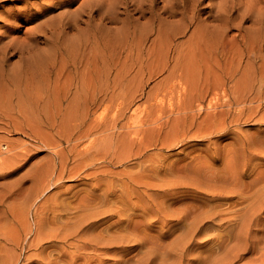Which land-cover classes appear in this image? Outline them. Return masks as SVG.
I'll return each instance as SVG.
<instances>
[{
	"label": "rangeland",
	"instance_id": "rangeland-1",
	"mask_svg": "<svg viewBox=\"0 0 264 264\" xmlns=\"http://www.w3.org/2000/svg\"><path fill=\"white\" fill-rule=\"evenodd\" d=\"M77 1L72 8L85 1L108 9L114 2ZM237 1L252 14L264 8V0ZM131 4L117 0L115 13L100 19L93 12L88 25L82 21L78 32L70 28L65 34L78 44L77 58L88 62L87 71L81 66L79 72L96 80L108 76L102 83L105 93H97L98 104L112 98L119 82L120 134L106 131L101 138L99 133L92 136L89 156L94 165L88 166V173L98 169L108 175L96 182L94 192L89 180L87 187L85 179L67 177L82 168L72 154L64 163L65 176L57 179L60 156L52 154L61 147L69 149L59 129L33 128L5 111L11 106L5 99L10 86L4 81L9 78H17L24 94L48 86L41 71L29 64L34 60L30 55L8 49L0 65L4 85L0 86V264H66L69 260L57 256L54 247L74 252L76 264H264V203L237 199L250 194V185L264 188V107L250 117L254 103L235 104L237 97L248 100L258 90L250 75L257 73L260 60L249 61L248 66L246 61L250 48L258 51L264 44V28L253 25L251 18L242 22L240 32L226 31L223 44H187L179 51L188 66L183 70L175 62L178 49L166 54V47L153 43L154 35L141 52L131 48L137 47L135 31L149 18L148 12L134 10ZM19 5L0 0V13ZM61 11L56 8L53 14ZM32 26L23 23L10 35L22 40ZM214 33L222 35L220 30ZM39 47L46 51L49 46L39 42ZM51 77L50 86L60 83L54 73ZM220 86L219 97L209 104ZM215 103L220 108L208 107ZM65 107L66 103L61 118ZM93 117L92 109L89 119ZM21 153L24 156H18ZM21 176L26 177L19 182ZM87 193L97 200L106 198L96 208L99 215L88 218L66 243H47L48 235L70 231L77 221L53 213L52 207L78 206ZM107 207L119 213L102 215ZM88 224L93 227L88 229ZM99 236L103 244L88 250L87 237ZM118 237L122 238L107 243ZM49 245L53 247L46 248Z\"/></svg>",
	"mask_w": 264,
	"mask_h": 264
},
{
	"label": "bare ground",
	"instance_id": "bare-ground-1",
	"mask_svg": "<svg viewBox=\"0 0 264 264\" xmlns=\"http://www.w3.org/2000/svg\"><path fill=\"white\" fill-rule=\"evenodd\" d=\"M10 1L13 3H20V5L17 8L3 9L0 13V65L3 67L8 49L17 50L20 55H25L26 57L30 55L29 57L34 60L29 62V64L32 68H37L38 71H41V77L42 79L46 77L48 81L46 84H48V86L24 94L19 91L20 89H18L16 85L17 78L15 76L9 78V80L4 81V83L8 82V86H10V91H7L8 95L4 98L7 99L6 102L9 101L11 103V106L5 111L9 110L7 112L15 116V118H20L28 122L33 128H35V126L36 128L45 126L54 131L55 128L59 129L58 132L64 135L65 144L68 145L67 147H69V149L65 151V147H61L59 151L55 150L56 152L52 154L53 156H60V167L57 170V179H62L65 176L66 171L64 170V163L67 157L72 154L73 159L79 160L82 163V168L81 171L77 170L72 173H67V177H75L74 180L85 179L87 181L85 186L87 187L89 180V185H92L90 186V191L93 190L92 192H94L96 182L108 175L105 170L100 171L98 169H95V172L88 173V166L92 164L89 151L94 146L92 136L99 133L101 134L99 138H101L106 131H112L117 135L120 134V129L118 128H120L121 108L117 92L119 82L116 81V88L111 91L113 93L112 98L108 101L101 99L102 103L98 104L96 101V99L98 100L97 93H105L106 87H103L102 83L108 80V76L96 80L93 77H89L88 72H79L82 67L87 71L88 62L83 63L82 60L77 58L76 53L79 50L78 44L69 40L65 34L66 30L70 28H74V30L77 29V24L82 21L86 22L88 25V23L91 22V15H93V12L99 13L98 16H101L100 19L115 13V4L117 0H114L108 9L95 8V5L86 3L85 1L79 5L77 4V7L72 8L76 2L78 3L77 0ZM131 2V6L134 10L137 9L138 11L139 9V12L144 10L149 13L146 26L144 25L139 31H135L134 40L137 47L131 43V48H137L138 52H141L144 49L145 42L150 36L154 35L153 43L158 42L161 47H166V54L170 55V51L174 49L175 52V50L178 49L175 55L177 58L175 62L179 64V66L184 67L183 70L187 69L188 66L181 60L179 51L182 53L187 44H223L224 41L227 40L225 36L226 31L236 28V30L240 32L242 29V22L250 20L251 18L254 19V21H252L253 25L256 23L257 25L255 26H258V28H264V8L254 11V14H252L251 8L242 7L241 2L237 0H131ZM157 5H159V7H157ZM56 8L62 9L58 15H54V10L56 11ZM127 9L126 3L124 10ZM94 19L96 18L94 17ZM112 20L113 19H111V21ZM23 23H30L33 24V26L30 27L31 29L29 32L26 31L25 37L18 41L10 34L18 31ZM215 30L222 31V35L220 36L218 33H214ZM75 31L78 32L79 30L77 29ZM85 31L88 35V31ZM5 36L9 38L2 43L1 41ZM83 39L87 41L88 37H84ZM39 42L48 43V49H46V51L40 49ZM259 47L258 51H263V54H260L254 48H250V56H248L246 61V65L248 66L247 63L249 61L255 64L257 58L260 60L257 73L255 75H250L252 81L255 83L253 87L257 85L258 90H256L254 96L248 100L246 98L237 97L235 101L236 105L242 106L254 103V106H250V117L253 113H258V111L264 107V91L262 90L264 89V72L261 70L264 66V44H259ZM152 52L153 51H151V53ZM51 60L53 62L49 63ZM240 62L241 61H238V63ZM51 66L53 67L50 68ZM178 70L179 69H175V72ZM52 73L55 74L57 81L60 83L50 86ZM181 75L182 73H180V76ZM116 78L115 76V79ZM111 80L113 81V79ZM106 84H109V82ZM0 86L2 88L4 87L3 84ZM97 88L99 89L98 92ZM250 88H252V86H250ZM219 90L222 91V86L219 88L215 87L209 104L211 100L215 101L219 97ZM3 95L5 94L3 93ZM13 103H15V105H13ZM64 103H66L64 109L65 113L63 114V118H61L58 115ZM220 106H217L215 103L208 107L217 109L220 108ZM92 109L94 117L90 120ZM99 109H101V111L97 113ZM109 114L110 116H108ZM18 156H24V154L21 153L18 154ZM252 157L253 156H250V159ZM101 159L105 162V157H101ZM25 177L26 176H21L18 181L24 180ZM263 192L264 188H260L257 185H250V194H241L242 196L237 197V199L239 202L256 201L263 204ZM90 194L87 193L80 198L78 206L66 205L63 203L64 205H54L52 207L53 213L62 212V215H71L69 219H75L77 221L70 231L48 235L47 239L49 242L47 243L52 244L60 241L66 243L70 238H74V235L81 231L83 223L88 221V218H94V216L99 215V211H97L96 208L98 209V206L104 203L101 200L106 198L102 196L101 200H97ZM61 201H65V199H61ZM101 213L102 215L115 216L119 213V210L114 208L109 209L107 207L106 209H102ZM245 213H247V211H245ZM88 225H90L88 229L93 227V224ZM87 238L88 241H85V243H88V250H94L96 247L103 244L101 241L103 238L100 236L96 238ZM121 238L122 237L114 238L107 243L114 242ZM34 246L40 247L39 244H35ZM86 246L87 245L83 247ZM50 247H53V245H49L46 248ZM70 247L72 248V245H70ZM54 250L57 252V256H62L69 260L66 264H76L73 256L74 252L67 248L57 249L54 247ZM82 257L85 261H88L86 253L82 254ZM76 258H78V254ZM53 263L55 262L48 261V264Z\"/></svg>",
	"mask_w": 264,
	"mask_h": 264
}]
</instances>
